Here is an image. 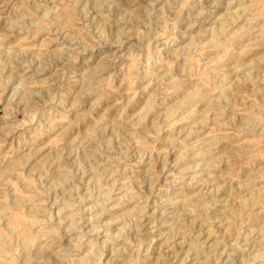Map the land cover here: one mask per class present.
<instances>
[{"label":"rangeland","instance_id":"rangeland-1","mask_svg":"<svg viewBox=\"0 0 264 264\" xmlns=\"http://www.w3.org/2000/svg\"><path fill=\"white\" fill-rule=\"evenodd\" d=\"M0 264H264V0H0Z\"/></svg>","mask_w":264,"mask_h":264},{"label":"bare ground","instance_id":"bare-ground-1","mask_svg":"<svg viewBox=\"0 0 264 264\" xmlns=\"http://www.w3.org/2000/svg\"><path fill=\"white\" fill-rule=\"evenodd\" d=\"M199 235V234H198ZM189 252V251H188ZM188 254V253H187Z\"/></svg>","mask_w":264,"mask_h":264}]
</instances>
